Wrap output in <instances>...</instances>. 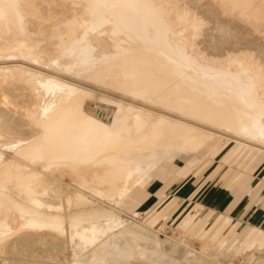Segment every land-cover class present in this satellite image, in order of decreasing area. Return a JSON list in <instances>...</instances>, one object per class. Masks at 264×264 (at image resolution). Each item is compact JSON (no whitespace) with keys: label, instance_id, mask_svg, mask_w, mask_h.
I'll use <instances>...</instances> for the list:
<instances>
[{"label":"bare ground","instance_id":"6f19581e","mask_svg":"<svg viewBox=\"0 0 264 264\" xmlns=\"http://www.w3.org/2000/svg\"><path fill=\"white\" fill-rule=\"evenodd\" d=\"M213 1L0 0V252L51 232L93 247L74 264L145 255L119 245L121 215L99 206L61 213L50 200L66 192L69 202L131 198L142 208L133 195L152 190L158 146H189L202 156L226 137L240 142L248 161L264 159V0ZM23 190L26 204L12 194ZM154 214L146 219L153 227ZM229 222L205 238L219 253L185 246L178 261L228 263L234 238L218 234ZM195 230H204L201 222ZM248 234L264 262V227ZM169 240L165 250L174 254L179 246ZM57 254L49 264H67Z\"/></svg>","mask_w":264,"mask_h":264},{"label":"rangeland","instance_id":"374dc122","mask_svg":"<svg viewBox=\"0 0 264 264\" xmlns=\"http://www.w3.org/2000/svg\"><path fill=\"white\" fill-rule=\"evenodd\" d=\"M214 1L216 3L219 2V0H214ZM205 2H206V0H205ZM106 107H108V106L106 105ZM221 144L222 145H219V146L222 148L217 153L211 152L212 151L211 150V151H208L209 153L207 152L208 154L206 153L205 155H202V156H200L198 154L199 152L196 151L195 148H191L189 146L188 147L187 146H181V147H183V149H178L177 147L173 146L174 144L169 145V147L168 146H158L157 147V151H156L157 157L155 160H158L157 165H159L161 167V169H165V171H166V167H164V166L167 164H170L172 162H178V163L183 162V161L186 162L185 167L182 169V171L179 174H177V177L173 183L169 181L170 178L168 177L166 180L162 181V184L172 185V187L167 190L164 199L165 198L166 199L172 198L174 203H176V205H177L176 206L177 209L178 208H187V209H189V214L194 217V222L192 223L193 225H191L189 228H183L182 225L180 224L181 222L178 219H174V220L167 219L166 221L159 220V222L151 223V224H154V226L157 223L159 224V225L157 224L155 227H153V225L151 226L149 223H147L146 222L147 217L150 216L153 209L156 208V206H158V204H159L158 202H155L156 200H154L153 202H150V201L146 202L147 203L146 208H143L144 207L143 206L142 208H136L135 209L134 205H132L133 200H132V202L130 201L131 198H128V200L126 199V201H123L122 203L121 202L116 203V202H110L106 199H100V198H95V197L91 198L90 197V200L92 202L89 204H86L87 205L86 206L85 204L82 203L83 201H80V200L73 198L74 196L71 198L73 200H70V202H69V200L65 199L66 198L65 197L66 192H65V193H59V195H58L59 197H57V199L55 197V198H52L50 200L53 203H56V204L59 203L58 206H60V208H59L60 210H56L55 208L53 210L58 211V212L60 211L61 213L62 212H68V211L72 212V211H74V209L75 210L81 209V211H88V210L91 211V209H94L96 206H99L101 208L104 207L105 209L113 211L118 216H120V215L122 216V217L121 216L120 217L125 221V227L120 228V229H118V228L117 229L115 228V229H116V233H120L121 231H124V232L122 234H119L121 236L117 235L116 237L117 238L119 237V239H116V240L118 241V243L121 247H123L122 245H125L124 247H131L134 250H137L139 247H142L145 250V255L140 254L143 256L142 257L139 254L138 255L136 254L131 258H118L119 260L114 259L113 255H109L107 261L104 264H107V262H108V264H115L116 261H118L117 264L118 263L119 264H137V262H138V264H148V263L149 264H156L155 262H158V260L160 262H158L157 264H182L178 260H180V258L183 256V253H184L183 248L185 246H188L194 254L197 253L196 255H200L202 252H205V251L209 252L211 254H217L218 251L220 252V247L217 244V242H215V240H213V239L208 240V242H207V240H205V238H206V236L211 235V233L213 232V227H215L214 226L215 222L222 215H227V216L231 217V219L233 220V221H231L229 219L230 222L227 223L223 227V230H221L218 234V236H219L218 239L230 240L231 237L234 238V244H231L229 246L228 252L226 254V255H228V253H229V255H230V257L226 256V260L229 261L228 263L229 264H254V263L255 264H264V262H262V260L260 258L261 255L258 253V249L256 250V248L251 249L248 247L249 241L253 240V239H252V234H248V236L246 235L247 231L251 227L254 228V227H261L262 226L261 224H259L258 221H254L253 216L255 215V210L251 211V209H250L247 213H245V214L242 213V211L244 209L245 201L243 202V204L240 205L239 208H237V210L234 209L232 211H227V210L221 209V208L217 207L216 205H214L213 199L211 201L207 198L209 194H212L213 191H215L217 189V188H213L216 185L214 182L215 180L214 179H212V180L205 179L204 180L205 182H208V180H209V182L206 184H204L205 182L200 184L199 180H201L205 176L209 175L211 173V171L218 166L220 158H221L220 155L227 157V161H229V160H231L230 158H232V156L235 154L234 152L238 151L237 150L238 147H243L240 145V142H237V141L235 142L233 140L229 141V140H227L226 137L223 138V141ZM213 149H215V148H213ZM6 153H7V157L9 155L13 154L10 150H8V148L6 149ZM216 155H217V157H215ZM242 155H243V153L242 154L240 153L238 156H242ZM144 156H145V158H142L141 164L144 163L143 164L144 167L147 168V167H149V164H150V161H149L150 158L147 157V153H145ZM232 159H234V158H232ZM167 160L169 161V163L168 162L166 163ZM145 163H146V165H145ZM210 163H211V165H209ZM227 163H229V162H227ZM220 165H222L224 167L225 163L221 160ZM157 167L158 166H156V168ZM156 168H152L151 172L153 170H155ZM167 173H170V172H167ZM170 175H171V173H170ZM262 180H264V176L262 177ZM262 180L260 182H262ZM211 188H213V189L211 190ZM72 190H74V188L71 186L67 189L68 192H71ZM84 192L88 194L87 195L84 193L88 197L89 193L87 192V190ZM224 192H226V191H224ZM12 194L15 195V197L18 201L23 202L25 204L28 203L27 197H29V196H27V193L25 190L21 191L20 195H17L14 193H12ZM63 194H65V196H63ZM219 197L220 198L221 197L226 198L225 194L222 196L219 195ZM203 198H205L207 200V202H204ZM125 203H127V204H125ZM118 205H119V207H118ZM261 205H262V203H261V201H259L255 204V208L260 209ZM130 206L132 208H134V210ZM82 207H84L86 210H84V208H82ZM129 207L131 209H129ZM67 209H68V211H67ZM135 213H139V215L137 216ZM206 214H209V215L205 216ZM199 222H201V226H203L204 230H202L198 235L197 234L195 235L194 233L197 231L195 229L198 227ZM131 229L133 231H130ZM117 231H119V232H117ZM50 233L51 232H44V233L42 232V233H39L37 235V238H34V237L30 238L29 237V239H31V240L23 242V244L14 242L11 245L5 246L3 248V250L0 252V255H1L0 256V263L2 262L1 264H3L4 262H8L10 264H49L52 261L53 262L56 261L55 260L56 258L53 259V257H57V255H59L57 253H60V254H64L67 256L66 257V259H67L66 263L67 264H74L73 261L77 258L83 257L84 259H87V257H88L87 255H89L90 252L93 250L92 249L93 247H90L89 245H83V246L77 248L76 245L80 242L78 238L75 239V242L71 245L70 241H68V238L70 236L69 234L65 238L60 237V239H58L59 238L58 236H55L53 233H51L52 234V236H51ZM68 233H69V231H68ZM72 233H73V231H72ZM167 235H169V236H167ZM188 236H190L189 237L190 239L188 238ZM50 237H52V238H50ZM260 237L261 236H259V238ZM53 238H54V240H53ZM55 238H56L57 243L60 240H61L59 242L60 244L63 245V243H64V246H65L64 252L65 253L63 252L64 246L61 247L62 245L60 246L59 243L56 244L54 242ZM124 238H126V239H124ZM172 238H174V244H178V246H179L178 250L176 251V253L174 252V254H172L170 252V250H168V252H166L167 250H165V246H164L165 245L164 243H166V242L168 243L170 241L169 239H172ZM181 238H184V239H181ZM57 239H58V241H57ZM155 239H159L161 241V244L156 245L154 242H152ZM165 239H166V241H165ZM245 239H247V240L245 241ZM32 240H34V241H32ZM62 240H64L63 243H62ZM179 240H182L183 243ZM52 242L54 243V245L52 244ZM126 243L128 245H126ZM135 244H137V245H135ZM55 246H58V247H55ZM203 247H204V250H203ZM135 248H137V249H135ZM154 248H156V249H154ZM58 249L62 250V251H59ZM151 250H153L152 251L153 253H151ZM154 254H158L160 257L157 255H154ZM21 256H23L24 258L25 257H27V258L32 257V258H30V260L28 259L29 261L27 262V260H26L27 258L22 259ZM144 256H146V257H144ZM155 256H157V257L155 258ZM139 257H141L142 259ZM154 258H155V260H154ZM33 259L36 261H34ZM140 259H141V262H140ZM147 259L151 260V261H148ZM228 259H230V260H228ZM259 259H260V261H259ZM143 260L144 261L147 260V261L144 262ZM257 260H258V262H257ZM41 261H43V262H41ZM122 261L125 263H123ZM260 262H262V263H260ZM228 263H226V264H228Z\"/></svg>","mask_w":264,"mask_h":264},{"label":"crops","instance_id":"0c3cea01","mask_svg":"<svg viewBox=\"0 0 264 264\" xmlns=\"http://www.w3.org/2000/svg\"><path fill=\"white\" fill-rule=\"evenodd\" d=\"M220 149L221 148H219V150ZM218 151L211 152L217 153ZM240 153L242 154L243 152L235 151V154L232 156L234 159L230 158L231 160L229 161H227V157L220 155V161L222 160L226 167L220 165L219 161L218 166L214 168L209 175L205 176L199 181L200 184H202L205 182V179L215 180L214 182L216 185L213 188L217 189L207 197L211 201L212 199L214 200V205L221 209L232 211L234 209L237 210V208H239L240 205L245 201L242 213L245 214L250 209L251 211L255 210V215L253 216L254 221H258L259 224L264 227V180H262V177L264 176V159L260 160V163L258 160L252 162V160L248 161V155H244V153L242 156H238ZM215 157H217V155ZM211 163L209 165H211ZM185 165V161L179 163L172 162L164 166L166 167V171L165 169H161V167L158 166L151 173L152 180L154 181L152 190L138 187L135 192L136 194L134 193V199L140 202L141 206H144L143 208L147 207L146 202L149 201L153 202L156 200L155 202L159 203L158 206H156V208H154L152 211L155 212V214L151 223L159 222V220L166 221L167 219H178L181 222L185 217L190 215L189 209L187 208L177 209V205L174 203L172 198L164 199L167 190L171 188L172 185L162 184V181L166 180L168 177L170 178L169 181L173 183L177 177V174L182 171ZM167 172H170L171 175ZM261 180L262 182H260ZM208 182H205L204 184ZM213 188H211V190ZM224 194L226 198L219 197V195L222 196ZM203 199L204 202H207L205 198ZM259 201L262 203L261 208L256 209L255 204ZM208 215L209 214H206L205 216ZM227 218L233 221L231 217L222 215L215 222L216 225L214 226L221 225V223Z\"/></svg>","mask_w":264,"mask_h":264}]
</instances>
